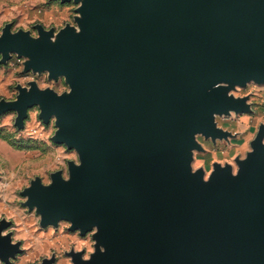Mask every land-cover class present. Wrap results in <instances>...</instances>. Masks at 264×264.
Here are the masks:
<instances>
[{
  "label": "water",
  "instance_id": "95a60500",
  "mask_svg": "<svg viewBox=\"0 0 264 264\" xmlns=\"http://www.w3.org/2000/svg\"><path fill=\"white\" fill-rule=\"evenodd\" d=\"M76 1L77 26L38 25L35 36L8 25L0 36L4 62L18 53L25 71L65 76L72 89L31 82L0 101L18 127L38 105L81 161L34 180L29 207L43 225L99 226L95 254L72 252L73 264H264V125L236 176L215 163L204 182L190 167L198 134L228 135L215 116L241 110L230 91L264 83V0ZM10 241L0 236V264L21 251Z\"/></svg>",
  "mask_w": 264,
  "mask_h": 264
},
{
  "label": "rangeland",
  "instance_id": "374dc122",
  "mask_svg": "<svg viewBox=\"0 0 264 264\" xmlns=\"http://www.w3.org/2000/svg\"><path fill=\"white\" fill-rule=\"evenodd\" d=\"M21 1L26 2L20 0L19 4L10 5L5 1L0 6V34L8 25L14 31L25 29L35 36H38V25L56 31L67 24L78 25L76 18L80 15L81 2L35 0L23 4ZM25 20H29L27 28ZM2 58L0 53V101L16 98L18 86L30 87L31 82L59 93L70 88L65 76L53 78L49 70L25 71V56L13 53L6 62ZM230 94L240 100L241 110L215 116L218 127L228 135L213 138L201 133L197 136L202 149L194 151L193 167L200 165L199 169L208 176L215 163L231 164L238 169L237 159L245 158L252 150V142L264 125V83L251 81L245 86H236ZM16 117L15 110L0 115V222H8L4 232L20 244L21 251L10 262L1 261V264H39L45 259H53L54 264H73L71 253L77 252L76 249H81L83 255L90 254L89 248L95 249L94 231L72 230L69 220L43 225L36 208L27 204L25 191L36 179L49 183L57 171L67 175L68 161L79 160V154L53 139L57 129L55 120L46 123L40 117L38 105L29 109L23 127L16 125Z\"/></svg>",
  "mask_w": 264,
  "mask_h": 264
},
{
  "label": "clouds",
  "instance_id": "9594fccd",
  "mask_svg": "<svg viewBox=\"0 0 264 264\" xmlns=\"http://www.w3.org/2000/svg\"><path fill=\"white\" fill-rule=\"evenodd\" d=\"M79 31H80V29L78 28V29H77V33H79ZM0 35H2V34H0ZM214 87H220V84L218 83V84L214 85ZM224 87H227V84H226V83L224 84ZM71 92H72V89H71V87H70V88L67 90V93H68V94H71ZM250 151H251V150H250ZM202 163H203V162H201V164H202ZM221 163H222V162H221ZM229 163H231V161H230ZM76 165H77V167L81 166V161L77 160V161H76ZM190 167H191V172H192L193 174H195V173L197 172V170L199 169L200 165H197V166L193 167V166H192V163H191ZM231 170H232V175H233V176H236V175L238 174L239 169L231 168ZM210 177H211V176H208V175H205V174H204V175H203V180H204V182H208L209 179H210ZM64 179H65V181L67 182V181L70 180V177H67V176H66ZM93 228H94V232H93V234L96 235V234L99 232V226L94 225ZM0 236H7V231L0 233ZM10 243H13V244H14V243H15V240L10 241ZM96 244H97V243H96ZM99 250H100L101 253H103V252L105 251L104 246H103V245H100V249H99ZM76 251L79 252V251H81V249H76ZM95 251H96V248H95V249L89 248V252H90V254H85V255H83V256H82V260H84V261H89V260L91 259L92 255L95 254Z\"/></svg>",
  "mask_w": 264,
  "mask_h": 264
},
{
  "label": "crops",
  "instance_id": "0c3cea01",
  "mask_svg": "<svg viewBox=\"0 0 264 264\" xmlns=\"http://www.w3.org/2000/svg\"><path fill=\"white\" fill-rule=\"evenodd\" d=\"M5 1L8 3V4H10V5H15V4H19L20 3V0H0V6L3 4V3H5ZM35 2V0H26V2L24 3V2H22L21 1V3H23V4H29V3H34ZM26 22H25V27L27 28L28 27V21L29 20H25ZM10 83V82H9ZM4 86V85H3ZM8 82H7V86L5 87L4 86V88H5V90H7L8 88Z\"/></svg>",
  "mask_w": 264,
  "mask_h": 264
}]
</instances>
